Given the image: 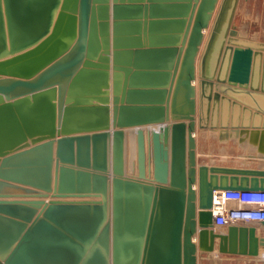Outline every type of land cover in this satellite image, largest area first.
Masks as SVG:
<instances>
[{
	"label": "water",
	"instance_id": "obj_1",
	"mask_svg": "<svg viewBox=\"0 0 264 264\" xmlns=\"http://www.w3.org/2000/svg\"><path fill=\"white\" fill-rule=\"evenodd\" d=\"M238 2L0 0V264L264 248L255 226H212L214 190H264V40L234 26ZM205 133L262 164L198 161Z\"/></svg>",
	"mask_w": 264,
	"mask_h": 264
},
{
	"label": "built area",
	"instance_id": "obj_2",
	"mask_svg": "<svg viewBox=\"0 0 264 264\" xmlns=\"http://www.w3.org/2000/svg\"><path fill=\"white\" fill-rule=\"evenodd\" d=\"M211 212L215 230L222 231L231 225H252L261 232V223L264 221V190H214ZM260 250H263L264 256V248L259 249V252ZM251 261L254 263L253 259Z\"/></svg>",
	"mask_w": 264,
	"mask_h": 264
},
{
	"label": "crops",
	"instance_id": "obj_3",
	"mask_svg": "<svg viewBox=\"0 0 264 264\" xmlns=\"http://www.w3.org/2000/svg\"><path fill=\"white\" fill-rule=\"evenodd\" d=\"M195 136H196V152H197L198 161L202 163L227 165V166H235V167H258L262 164V160L259 161L258 159L247 156L255 153V147H252L249 144H239L237 141H234L233 139H228L227 141H219L217 137L213 135H209L208 133H205L203 135L196 134ZM132 138L133 137L131 135L129 137L127 136L126 139L127 149L131 145L130 143L133 142ZM127 171L128 170L126 169L127 175H134V173ZM248 226H252V225H248ZM256 233L258 235L264 234V232L262 231L261 232L257 231ZM209 256L210 254H207L206 257L204 256L200 263L209 264L208 263L210 262L208 259ZM224 258H230V257L224 256L221 259ZM241 258L245 259V257H241ZM203 259L208 261H203ZM221 262L222 260H220V263Z\"/></svg>",
	"mask_w": 264,
	"mask_h": 264
},
{
	"label": "rangeland",
	"instance_id": "obj_4",
	"mask_svg": "<svg viewBox=\"0 0 264 264\" xmlns=\"http://www.w3.org/2000/svg\"><path fill=\"white\" fill-rule=\"evenodd\" d=\"M233 24L242 33L253 39L264 40V0H239L236 9ZM263 250H260L259 254L254 257L241 255L245 259L241 258L239 254H219L216 250L208 257L209 264H261L264 262ZM207 254H205L206 257ZM224 256L230 258L221 259ZM236 258V259H235ZM238 258V259H237ZM254 260L255 263H253ZM220 260L222 262L220 263ZM239 260V261H237ZM203 261H208L204 260ZM201 264V263H200Z\"/></svg>",
	"mask_w": 264,
	"mask_h": 264
},
{
	"label": "bare ground",
	"instance_id": "obj_5",
	"mask_svg": "<svg viewBox=\"0 0 264 264\" xmlns=\"http://www.w3.org/2000/svg\"><path fill=\"white\" fill-rule=\"evenodd\" d=\"M205 33H207V31H205ZM143 129V131L145 132L146 131V126H142L141 127ZM127 136L129 137L130 135L133 137V134L135 133L136 131V128H128L127 130ZM130 140V138H129ZM127 141V140H126ZM128 143V142H127ZM130 143V142H129ZM131 145L128 147H126V164H127V170L130 171L131 173H136V161H135V158H136V155H135V146L133 144V142L130 143ZM129 145V144H128ZM127 146V145H126ZM244 147V146H243ZM244 149V148H243ZM248 149V148H247ZM250 149V148H249ZM242 151V150H241ZM245 151V150H244ZM199 153V152H198ZM241 155V154H240ZM244 155V154H243ZM260 161V160H259ZM259 164V163H258ZM127 171V172H128ZM258 231V230H257ZM262 232H264V230H262ZM261 249V248H260ZM215 251V250H214ZM214 251L210 252V256H211V253H213ZM219 254H228V253H219ZM259 254V253H258ZM257 254V255H258ZM240 255V254H239ZM242 255V254H241ZM255 255V256H257ZM209 256V257H210ZM246 256V255H245ZM253 257V256H252ZM215 264L216 261L213 260Z\"/></svg>",
	"mask_w": 264,
	"mask_h": 264
}]
</instances>
